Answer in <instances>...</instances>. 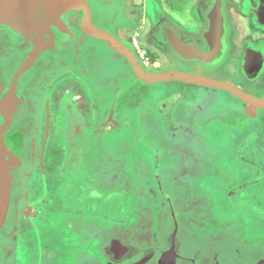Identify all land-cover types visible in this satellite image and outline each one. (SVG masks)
Returning a JSON list of instances; mask_svg holds the SVG:
<instances>
[{"label":"flooded vegetation","instance_id":"flooded-vegetation-1","mask_svg":"<svg viewBox=\"0 0 264 264\" xmlns=\"http://www.w3.org/2000/svg\"><path fill=\"white\" fill-rule=\"evenodd\" d=\"M216 2L128 8L125 41L145 71L264 100V0H221L219 52ZM68 62L29 102L33 124L0 130V264H264V105L183 81L147 84L118 60L101 70ZM173 205L190 207L191 242L175 230L163 238ZM127 230L142 236L119 248L111 235Z\"/></svg>","mask_w":264,"mask_h":264},{"label":"water","instance_id":"water-1","mask_svg":"<svg viewBox=\"0 0 264 264\" xmlns=\"http://www.w3.org/2000/svg\"><path fill=\"white\" fill-rule=\"evenodd\" d=\"M131 1L0 0V130L32 125L29 102L68 59L77 57H84L95 70L109 68L118 60L147 84L183 81L222 89L251 104L264 105V100L250 99L222 82L177 72L145 71L124 38ZM209 20V35L219 45L224 33L221 0H217ZM218 52L213 51L212 57Z\"/></svg>","mask_w":264,"mask_h":264},{"label":"crops","instance_id":"crops-1","mask_svg":"<svg viewBox=\"0 0 264 264\" xmlns=\"http://www.w3.org/2000/svg\"><path fill=\"white\" fill-rule=\"evenodd\" d=\"M182 184H183V189L185 190L184 192L189 193L191 191V189L187 185L188 182L184 181V182H182ZM174 192H177L176 189L174 190ZM176 207H177L176 205H173V207L170 210H166L165 213L163 214L164 221L161 222V225L164 227V230L162 229V231L165 232V236L163 235L164 233H162L161 235H163L164 236L163 238L166 239V236L168 237L169 234L173 230L176 229L177 230L176 236H178V239L185 240V244H186L187 240L191 242L192 239L195 238V236L191 233L190 225H189L191 223V215L190 214L192 212H190V210H189L190 207H187V206H184L186 208V211H183L181 209H177ZM174 208H176V210L172 211ZM173 213L176 216L175 219H177V224H175L176 220H175V223H174L175 227H174L173 222H172V220L170 218V216H173ZM207 214H208V216L212 217V223L216 224V223L219 222L220 216L216 212L214 213V211L212 210V213L207 212ZM226 221H228V222L223 223L224 225L226 223H229V220H226ZM209 225H206L205 227L209 228L210 227ZM143 230L144 231H149L150 233H152L153 229L152 228H148V227H144ZM176 230H175V232H176ZM135 231H136V228H135ZM135 231L127 230L124 233H122L121 231H119L117 234L113 233L111 235L112 242H119L118 243L119 244V248L123 247L125 245L126 246L135 245V244H137L138 237L140 238L142 236L141 233H136ZM180 232L182 234H180ZM203 236L204 237H202V239L204 240L205 244L210 243L212 241V238H211L212 236L210 234L203 235ZM235 237H237V236H235ZM222 239H231V238L228 235H222ZM165 246H167V245H165ZM183 246L187 247L189 245H184L183 244Z\"/></svg>","mask_w":264,"mask_h":264},{"label":"rangeland","instance_id":"rangeland-1","mask_svg":"<svg viewBox=\"0 0 264 264\" xmlns=\"http://www.w3.org/2000/svg\"><path fill=\"white\" fill-rule=\"evenodd\" d=\"M151 1L152 0H147V1H145V0H132L131 1V4H130V7H129V9L130 8H132V7H134L135 9L133 10V11H131V10H129V13L130 14H132V13H134V14H143V9H142V7H144V6H146L150 11H148V12H152V3H151ZM168 1L169 0H161V2H162V4H164L165 3V5H167L168 4ZM141 10H140V9ZM165 8L167 9V10H169L168 9V7L167 6H165ZM186 9V8H185ZM130 14H129V18H130V22H129V26L131 25V22H132V17L130 16ZM130 30V27L128 28V31ZM127 35V32L124 34V38H125V36ZM135 50V49H134ZM77 60H79V57H77L76 59H75V61H77ZM69 63L70 62H66V63H64L63 65H62V67H61V69L51 78V79H57V78H59L61 75H63V71H65L66 69H70L71 67H69ZM67 78H69V77H67ZM50 79V80H51ZM67 81H69V82H71L70 81V79H68ZM262 203H264V202H262ZM261 209L262 210H264V205H262L261 206ZM260 218H262V217H260ZM263 220H264V217L262 218ZM253 220H251V227H254V225H253ZM263 225H264V223H263Z\"/></svg>","mask_w":264,"mask_h":264}]
</instances>
